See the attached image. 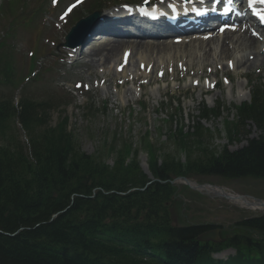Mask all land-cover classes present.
<instances>
[{"label":"trees","instance_id":"16d2710c","mask_svg":"<svg viewBox=\"0 0 264 264\" xmlns=\"http://www.w3.org/2000/svg\"><path fill=\"white\" fill-rule=\"evenodd\" d=\"M22 3L9 1L1 9L12 16L7 38L14 34L15 24L27 27L32 21L22 15L26 11ZM7 38L0 37V85L11 87L18 74ZM24 99L17 107L0 93V264H264V215L233 226L232 243H228L237 249V256L214 260L211 252L220 246L196 240L204 227L187 225L182 210L190 205L177 197L203 199L202 194L187 186L178 190L170 182L155 181L143 189L149 179L131 143L109 148L110 154L116 153L110 165L103 157L81 150L67 117L48 124L49 112L59 105L53 99ZM221 109V105L204 106L194 131L171 129L170 137L185 154L184 161L152 143L148 133L143 136L142 147L149 153L154 177L264 180V84L253 90L250 103L236 106L235 120L226 123L230 144L238 140L248 121L260 129V135L248 139L244 147L230 151L227 146L218 149L206 144L213 136L200 120L220 116ZM15 117L30 138L29 146L11 133ZM40 221L15 236L3 233Z\"/></svg>","mask_w":264,"mask_h":264},{"label":"rangeland","instance_id":"374dc122","mask_svg":"<svg viewBox=\"0 0 264 264\" xmlns=\"http://www.w3.org/2000/svg\"><path fill=\"white\" fill-rule=\"evenodd\" d=\"M7 1L0 0V3L7 4ZM49 1L25 0L28 10L24 15L30 14L36 5L40 7V12L29 27L22 26L19 29L17 24L14 26L18 33L10 42L14 47L20 76L24 78L27 73L29 52L32 50H35V56L38 55L36 68L41 67L38 71L41 70L43 75L40 82L24 78L22 89H11L13 97L17 102L22 96L28 95L34 100L49 99L51 94L57 96L58 101L62 99L63 105L51 111L52 119L48 124L54 125L59 112L65 108L64 115L68 118L70 129L81 150L93 156H101L109 164L114 162L116 153L110 154L108 148L116 145L119 149L124 142L134 143L140 148L146 132L159 148L164 146L177 153L175 143L169 138L171 128L173 131L180 127L186 132L192 131L196 125L193 116L198 114L203 104L214 107L221 103L230 108L249 101L251 86L264 81L262 57L255 60L251 68L240 66V63L244 65L240 59L251 55L253 57L251 52L254 50L242 48L248 50L243 52L237 44L234 46L237 39L231 45L228 43L231 47L229 55L221 54L222 41L215 38L210 44L207 40L200 44L194 42L192 47L184 45L175 48L174 45H168L161 52L141 49L132 53L130 47H126L130 49V55H133L130 64L122 62L120 54L115 57L118 62L111 66L102 67L96 62L99 58L82 59V56L71 64L67 60L68 56H65L66 50L56 45L64 41L74 17L84 16L95 8L87 7L93 0L77 6L70 14H64V10L72 0H62L61 6L54 9L49 6ZM9 21L10 15L5 13L0 16V36L6 34ZM151 41L171 44L174 40ZM256 47L261 53L264 52V43ZM134 78L139 79V84L134 82ZM126 79H129L128 83H124ZM17 85H20L19 81ZM233 116L234 111H225L217 119L201 121L202 126L210 129L213 136L206 144L218 149L228 146L233 151L260 133L255 124L249 123L239 134L238 140L230 144L225 132L226 120ZM18 132L20 143L30 139L23 131ZM148 158L146 151L139 150L138 161L150 177ZM192 179L264 200L263 179L245 177L225 180L210 175ZM190 204L187 209L188 222L215 224L227 229L242 219L264 213V210L241 207L221 197L208 196L202 201L195 197ZM230 254L229 250H225L217 254V257L226 259Z\"/></svg>","mask_w":264,"mask_h":264},{"label":"bare ground","instance_id":"6f19581e","mask_svg":"<svg viewBox=\"0 0 264 264\" xmlns=\"http://www.w3.org/2000/svg\"><path fill=\"white\" fill-rule=\"evenodd\" d=\"M167 1L179 2L182 0H167ZM128 15H129V13H125L121 16H118L117 18L126 17ZM212 20H216V17L212 18ZM119 24L126 25V27L128 29H130V27H131V26H129L130 25L129 22H126V24H125L123 21H121ZM189 27H191V25H189L188 28ZM200 28H202V27H200ZM153 29H154V27H153ZM176 30H185V29L176 28ZM251 30L252 29L250 27H246L244 30H243V28H240L239 32H234L231 29L225 30V32H226L225 35H216L215 37L212 36L211 37L212 39L207 40V42H208V44H210L211 42L214 41L215 38L221 40L222 41L221 54L222 55H229V47L231 44H233L231 42H234V40L237 39L236 42L234 43V46H236V44H237L240 47L239 49L245 48V49H249V50L250 49L254 50L253 53L251 52V54H254L253 57H252V55L251 56L248 55L249 57H247V58L242 57V59H240V61H242L244 63V65H242L239 62L241 67L244 66L247 68H251L255 64L254 61L257 60L259 57H262L263 58L262 63L264 62V52L261 53V51H259V48L257 49L256 45L259 44L258 39L256 38V36H253V32ZM134 33H138L136 35V37L132 36V35H125L124 34V35L109 36L106 38L105 42L95 43L92 41V44L86 49V51H83L82 49H78L77 53L80 56H82V58H83V56L92 58L93 60H96L99 58L98 60H96L97 64H101L102 67H104L105 65L111 66V65L117 63L118 60L116 61L115 57L118 54L123 55L122 60L127 61L128 64H130L132 61L133 55L128 54L129 48H126V47H130L132 53H133V51L138 52L141 49H148L151 52H153V51L154 52H157V51L161 52V51L165 50L168 45H174L175 48H177V46L178 47H185L187 45H190L192 47V43H194V42H196V43L199 42V44H200V43H204L206 41L205 39H203L201 37H195V38L191 37L190 38L189 35H183V36H180L182 38L178 39V41L176 43H175V41H172L171 44H168V43H161L160 44V43H155V42L151 41V40H158L156 38L150 39V37H153V36H148V35H154L153 33H147V32H145V30L134 32ZM263 33H264V29H263ZM139 34H143V35H139ZM261 35L264 37L263 34H261ZM145 36H147V37H145ZM175 37H179V36H175ZM104 38L105 37H101V39H104ZM165 38H166L165 40H168V38H170V37L165 36ZM199 39H201V40H199ZM228 43H230V45ZM235 48H237V47H235ZM230 51H231V47H230ZM242 51L245 52L248 50L242 49ZM125 54H127L126 57H125ZM101 58L103 59V63H101ZM250 58H252V61L250 60ZM120 59H119V61H120ZM176 71H177V69H176ZM134 82L139 83V79L134 78ZM242 86L244 87L245 84H242ZM230 195L231 196L229 199L234 204H237L241 207H246V208H251V209H260V210L263 209L262 205L259 204L258 201L252 200L248 197H242V196L236 195L234 193H231Z\"/></svg>","mask_w":264,"mask_h":264},{"label":"water","instance_id":"95a60500","mask_svg":"<svg viewBox=\"0 0 264 264\" xmlns=\"http://www.w3.org/2000/svg\"><path fill=\"white\" fill-rule=\"evenodd\" d=\"M85 21L86 20L79 21L77 23V25L72 28L71 32L67 36V42H66L65 45L70 46V47H75L80 42V41L75 42L72 39L75 36V34L77 33L78 27L81 25V23H83ZM186 183L188 185H190L191 188L197 189V190L207 189V191H208V188H210V189L212 188V186H210L208 184L200 185V184H197V183H191L188 179H186ZM215 194L222 196V195L225 194V192L224 191L222 192V191H219V190H215ZM224 196H226V195H224ZM262 204L264 205V203H262ZM199 239L202 240V241H219V231L217 229H215V230L204 232L202 235H200Z\"/></svg>","mask_w":264,"mask_h":264},{"label":"snow or ice","instance_id":"6c2138e0","mask_svg":"<svg viewBox=\"0 0 264 264\" xmlns=\"http://www.w3.org/2000/svg\"><path fill=\"white\" fill-rule=\"evenodd\" d=\"M78 2H79V0H78ZM223 30V29H222ZM127 56V54H125V57Z\"/></svg>","mask_w":264,"mask_h":264}]
</instances>
